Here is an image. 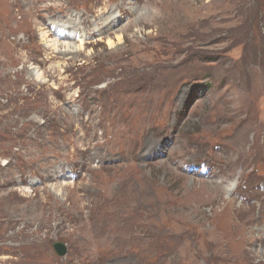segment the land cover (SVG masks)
Returning a JSON list of instances; mask_svg holds the SVG:
<instances>
[{
    "label": "rangeland",
    "instance_id": "obj_1",
    "mask_svg": "<svg viewBox=\"0 0 264 264\" xmlns=\"http://www.w3.org/2000/svg\"><path fill=\"white\" fill-rule=\"evenodd\" d=\"M0 264H264V0H0Z\"/></svg>",
    "mask_w": 264,
    "mask_h": 264
},
{
    "label": "water",
    "instance_id": "obj_2",
    "mask_svg": "<svg viewBox=\"0 0 264 264\" xmlns=\"http://www.w3.org/2000/svg\"><path fill=\"white\" fill-rule=\"evenodd\" d=\"M53 246L59 255L64 256L67 254L68 249L64 242H61V241L55 242Z\"/></svg>",
    "mask_w": 264,
    "mask_h": 264
},
{
    "label": "bare ground",
    "instance_id": "obj_3",
    "mask_svg": "<svg viewBox=\"0 0 264 264\" xmlns=\"http://www.w3.org/2000/svg\"><path fill=\"white\" fill-rule=\"evenodd\" d=\"M71 35H73L72 33H70ZM69 33L68 34H64V33H60V34H58V37H62L63 35H66V36H68V35H70ZM59 41L60 40H58V38L56 39V40H54V42H53V45L55 46V48L58 50V48H60L59 46ZM73 47H75V46H73ZM64 48H65V50H62L63 52H66V51H71L70 50V48H72V46L71 45H69V44H65V46H64ZM233 186H234V184H233Z\"/></svg>",
    "mask_w": 264,
    "mask_h": 264
}]
</instances>
